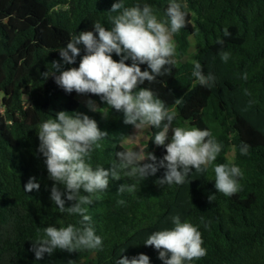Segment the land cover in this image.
<instances>
[{
    "label": "trees",
    "instance_id": "1",
    "mask_svg": "<svg viewBox=\"0 0 264 264\" xmlns=\"http://www.w3.org/2000/svg\"><path fill=\"white\" fill-rule=\"evenodd\" d=\"M114 2L118 0H0V264H114L123 255L131 258L141 253L150 257V264H163L157 250L144 241L172 227L170 217L177 214L182 222L198 228L207 251L203 258L186 264H264V0H176L187 13V26L173 36L178 61L170 75L141 85L176 112L173 127L189 125L212 132L222 144L212 168L204 166L207 171L201 175L193 169L190 182L183 185H161L163 168L142 181L110 178L109 188L93 194V202L84 205L95 234L102 238L101 249L56 250L39 261L30 250L45 227H80L82 220L79 215L61 214L50 200L54 182L38 152L39 125L62 110L96 120L109 137L99 142L101 147L88 162L106 169L116 152L128 149L125 141L135 129L123 122V112L110 109L100 96L85 94L102 111L112 112L116 122L83 105L78 99L82 94L66 93L54 77L40 75L48 70L51 75V62L60 60L58 50L73 35L94 31V22L112 27L110 17L117 13L109 10ZM122 2L126 7L148 4L158 18H165L171 0ZM225 29L230 35H224ZM192 36L198 39L194 60L205 74H215V87L199 86L192 76V62H181L189 53ZM80 48L76 63L63 65V70L79 66L85 54L83 45ZM223 52L230 53L226 63L220 58ZM113 59L119 57L113 54ZM140 67L148 70L146 64ZM177 99L182 102L177 104ZM157 131L150 127L147 149L155 150L160 159L166 150L151 140ZM168 135L170 139L171 131ZM241 142L250 145L247 155L240 152ZM220 163H235L244 173L240 190L230 197L215 189L213 169ZM33 176L39 191L27 193L24 185ZM125 183L134 185V190L118 192ZM81 194L88 195L83 189ZM73 203L66 201L65 207Z\"/></svg>",
    "mask_w": 264,
    "mask_h": 264
},
{
    "label": "clouds",
    "instance_id": "2",
    "mask_svg": "<svg viewBox=\"0 0 264 264\" xmlns=\"http://www.w3.org/2000/svg\"><path fill=\"white\" fill-rule=\"evenodd\" d=\"M117 13L110 17L112 27L94 22V31H81L73 35L59 52L60 60L52 61V72L40 75L47 79L54 77L55 83L66 93L93 94L100 96L110 109L123 112L124 123L133 125L137 130L145 126L158 131L152 135L156 146H163L166 155L158 159L147 147L133 148L116 152V159L110 167L93 168L88 162L94 150L99 149L101 140L109 137L107 131L98 127L96 120L80 112L58 111L55 118H49L39 125L38 152L44 157L48 178L53 181L50 200L61 214L82 217L80 227L69 224L66 227L47 226L43 236L32 241L30 249L37 261L44 255L52 256L56 250L68 252L78 250H99L102 238L95 234L91 226L92 217L87 215L95 193L109 188L110 178H138L141 181L149 175H155L160 168L165 169L164 176L158 180L161 185L173 183L183 185L190 182V173L204 174L206 165L217 160L222 151V144L217 141L209 129L198 127H173L176 112L166 107L150 88L141 87L146 81L150 84L158 77L170 75L176 64V44L173 36L187 26V13L180 3L171 0L165 12V18H158L152 6L135 4L126 7L122 0L114 2L109 10ZM224 35L230 33L224 30ZM218 43H223L218 40ZM83 45L85 54L80 58L78 67L63 70V65L76 63ZM113 54L119 60L113 59ZM221 61L226 63L230 53L223 52ZM131 61L130 64L126 61ZM147 65L148 70H141L140 65ZM192 76L199 86L215 87L217 77L212 72L205 74L203 66L197 60ZM247 79V74L243 75ZM177 104L181 99H177ZM88 108L101 112L92 100L87 101ZM172 135L169 139V132ZM250 145L241 142L240 152L247 155ZM138 149V150H136ZM150 161L142 163V161ZM216 192L224 196L237 193L243 178V171L235 163H220L214 166ZM121 172L124 176H121ZM134 185L122 184L118 192H131ZM40 184L36 177H30L24 190L31 193L39 191ZM63 189V190H62ZM81 189L88 195L81 194ZM215 194L209 195L212 203ZM66 201H75L65 207ZM123 204L124 201H119ZM203 223V217L201 218ZM172 227L164 228L149 235L145 246L154 247L163 264H186L206 256L202 234L196 226L181 220L180 215L170 217ZM209 223H204L208 228ZM125 251L120 249V253ZM114 264H150V257L141 253L129 258L126 255L116 259Z\"/></svg>",
    "mask_w": 264,
    "mask_h": 264
},
{
    "label": "rangeland",
    "instance_id": "3",
    "mask_svg": "<svg viewBox=\"0 0 264 264\" xmlns=\"http://www.w3.org/2000/svg\"><path fill=\"white\" fill-rule=\"evenodd\" d=\"M198 48V39L195 36H192L190 38V48H189V53L186 57H184L181 62H192L194 60V54L196 53V50ZM174 59L176 60V62L178 61L176 57H174ZM79 101L85 105L87 108V101L88 100H92L89 97H87L85 94H82L78 97ZM94 101V100H92ZM95 102V105L99 108L98 104ZM99 112V111H97ZM101 113L103 116H105L107 119L112 120L114 122H116L117 120L113 117L112 112L110 111H102L99 112ZM186 127H190L189 125H187ZM149 133H150V127L148 128L147 126H145L143 129L137 130L136 128L133 130V132L127 137L126 141H125V146L128 149H133V148H140V147H147V142L149 140ZM138 150V149H136ZM147 152H151L156 156L155 150H148L146 148ZM229 159L230 161L233 160V156H234V152L233 150L229 153ZM142 162H150V161H142ZM208 166L210 168H212V164H208Z\"/></svg>",
    "mask_w": 264,
    "mask_h": 264
}]
</instances>
